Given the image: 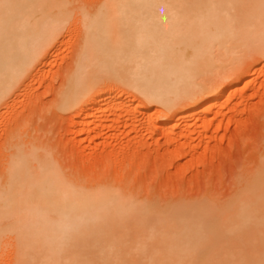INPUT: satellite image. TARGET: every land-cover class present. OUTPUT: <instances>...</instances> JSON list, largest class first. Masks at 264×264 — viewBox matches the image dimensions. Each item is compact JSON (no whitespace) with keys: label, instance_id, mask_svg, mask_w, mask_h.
<instances>
[{"label":"bare ground","instance_id":"1","mask_svg":"<svg viewBox=\"0 0 264 264\" xmlns=\"http://www.w3.org/2000/svg\"><path fill=\"white\" fill-rule=\"evenodd\" d=\"M46 4L60 15L40 16ZM65 4L0 0V100L68 22ZM82 16L75 68L59 100L60 108L78 106L80 133L100 126L104 116L94 114L124 88L159 105L163 116L188 103L162 132L199 115L208 128L212 107L233 91L217 81L264 57V0H101ZM106 80L110 87H98ZM18 137L7 138L0 175V243L13 245L18 264H264V152L223 207L212 199L158 206L131 191L126 176L76 175ZM253 247L259 253L251 262Z\"/></svg>","mask_w":264,"mask_h":264},{"label":"rangeland","instance_id":"2","mask_svg":"<svg viewBox=\"0 0 264 264\" xmlns=\"http://www.w3.org/2000/svg\"><path fill=\"white\" fill-rule=\"evenodd\" d=\"M100 1L65 0L61 15L67 17L68 22L31 63L27 73L3 94L0 100V175L6 166L4 157L9 154L5 143L19 136L21 138L14 139L24 138L21 143L29 146L31 142L46 148L63 168H69L67 170L76 175H102L105 171L108 177L118 173L126 176L124 179L131 184L128 185L131 191L135 189L134 192L148 195L158 206L177 199L183 203L201 199L204 205L208 199H212L213 205L229 202L228 198L236 197L233 195H237L238 185L242 186L240 183L244 180L241 179L249 177L250 170L258 167L259 157L264 152V57H251L242 63L238 77L217 81L221 82L218 85L221 89L228 87L233 91L212 107V114L208 116L212 123L208 128L201 124L205 116L199 115L188 118L175 130L162 132L159 127L167 123L170 127L175 125L179 116L175 111L188 103H177L169 116H163L155 111L161 109L159 105L124 88L117 96L119 107L116 100L115 104H104L94 114L104 116L99 128L93 129L90 123L80 133L78 106L60 108L59 100L75 68L83 33L82 15L93 14ZM55 13L60 15L58 7L49 9L46 4L41 6L39 15L50 21ZM106 82L100 81L98 87H110ZM91 95L92 92L87 98ZM215 113H218L216 118ZM186 135L188 137L181 140ZM219 208L216 212L220 213ZM2 243L0 264H18L13 245ZM251 252L247 259L252 262L259 251L253 247ZM204 260L209 262V258Z\"/></svg>","mask_w":264,"mask_h":264}]
</instances>
